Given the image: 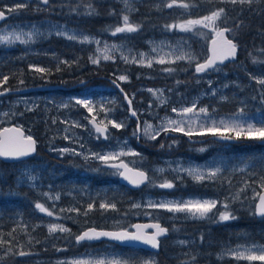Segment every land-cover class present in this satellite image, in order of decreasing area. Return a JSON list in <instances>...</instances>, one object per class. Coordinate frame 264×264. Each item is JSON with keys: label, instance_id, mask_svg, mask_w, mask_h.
<instances>
[{"label": "rangeland", "instance_id": "obj_1", "mask_svg": "<svg viewBox=\"0 0 264 264\" xmlns=\"http://www.w3.org/2000/svg\"><path fill=\"white\" fill-rule=\"evenodd\" d=\"M100 1H107L113 4L118 5L119 9L121 8L123 14H139L134 17V21L138 22L139 20H145L144 12H151V17L154 18L155 21H159V23H164L165 25L173 24V23H180L182 21L190 20V19H199L198 17L192 15L195 12H192L191 9L185 11L177 8L167 9L164 7V4L169 2V0H129V6L126 7L123 0H100ZM203 2L209 3L208 5L215 7V2H219V0H201ZM38 3V0H0V8L7 11L8 8H13L17 4L24 3L27 7L32 3ZM178 3H190L193 4V0H181ZM253 3H259L261 6L260 9H250L249 5H232L231 3H219L221 6L227 4L229 9H236L238 13L244 12H251L250 15L252 16V24L250 25L251 28H254L253 32H256L255 35L259 36L258 34L264 32V0H254ZM24 7V8H25ZM163 8V9H161ZM22 9V8H21ZM149 9H154L150 11ZM153 13H156L155 15ZM23 15V14H20ZM88 23L86 19H81L78 16H73L72 10L69 11L65 10L62 13H57L55 10L52 9V16L49 17H38V18H25L19 16L17 14L8 15V18L0 23V34L4 33V31L12 30L11 26H26L23 27L24 31L31 30V26H36L40 32L43 33L42 37H38L35 42H31L27 45L20 44L18 41L14 46H4L0 45V79L3 78L5 73V66L10 64L12 60L8 58L13 55H31L33 58L30 59V65L32 68H43L46 65V61L48 60L51 55L55 54L57 51L54 50V47L49 48L48 46L50 41L58 42L60 45L64 46L65 49L63 52L67 54L66 58L62 57L61 61H66L68 58H76L79 59L81 56V52H85L87 54L88 62L91 66H95V68H105L106 70H113V71H124L122 74L116 76L115 73H108L105 77H100L97 75L94 76L92 82L85 84L86 78H83L78 82H84L80 88L74 89L78 93H73L71 95L66 94H58V97L53 95L52 90L46 91H38V92H29L26 94H12L0 96V127L4 125L16 124L17 126L24 129L27 136H32L38 143V147L40 146L41 151L38 154L40 160H36L35 158L32 159H25V160H18L14 164V173H15V182L18 185H26L27 187L33 189V191L38 192L48 203L52 205V209H56V207H60L65 204V199L68 198L70 200H76L74 204L71 203L70 208H80L81 206L87 209V205L89 203H94L96 199H99V203L103 200L102 196L105 195L107 192L114 193V190H109L113 188H119L117 186H111L108 184V180H110L111 173L103 175L101 180L103 183L100 185H86L85 188L82 189L81 185L78 187H72L69 184L61 185V183L55 180L58 175L61 176L62 173L65 175V172H62L65 166L62 164L61 160L53 158V154L57 151L60 158H64L65 156H73L70 152H66L61 154L59 151L60 149L67 148L73 149L75 148L78 152H82L84 155H89L91 152L97 153H112V152H119L121 149L124 151H128L129 149L138 152V148L135 147L131 139L135 141L137 139L133 136V132L136 127H128V120L130 116L127 112L126 100H125V93L122 94L121 90L118 91L117 88H113L111 83L112 80H116L120 75H127V81H120L121 83H129L135 81L127 95L132 101H136V109L137 113H141L142 115L145 114L148 117V120L145 122L152 124L154 127L158 126L164 118H171L173 120L178 119L177 114L172 112V108L180 109L184 106H190V104L195 100L198 101V107H205L208 106L209 111L212 112V115L219 120L221 117H227L231 114L235 113L238 109L244 104L247 107L245 111L252 117H255L257 120L264 118V106L263 108H257L252 110L250 105L252 106L251 99L254 96L257 97V94L264 95V85H260L257 83V80L264 79V51L260 53L261 45L256 44L254 46L253 54L255 59L254 61L249 62H235L232 65L234 72L232 76L228 73L226 68L217 69V74H220L219 78L216 80L212 77L211 73L205 74L196 81L197 83L204 82L206 86L203 89L197 90L195 93L191 94L190 96L184 97L181 96L182 100L179 102L178 105L165 107V105H161L159 99L154 97L148 89L153 90H163L162 98L166 100V102L170 99L173 93L179 94L178 91L172 92L163 89V86H167L168 80L167 79H160L157 75H153L152 72L157 71H164V68L167 65H176L178 64L181 66L182 70H186L187 68H192L199 59V57L203 54V50L206 49L202 40L210 39L213 37V32L211 29H201L198 28L197 31L183 33L179 31L173 32H165L162 29H154L146 33H132V34H121L119 36H112L106 34L99 33L95 27H100L101 23L92 21ZM88 23V24H85ZM218 25V24H217ZM216 25V26H217ZM221 28L219 25L217 26ZM102 29H105L102 27ZM260 29V30H258ZM19 30V29H17ZM57 31H66L69 34L75 33L77 36L76 40L67 39L64 36L56 35ZM83 36H88L93 38V43H81ZM131 36H134L136 41H131ZM229 38V37H228ZM261 37H257L260 39ZM100 41V44L95 43V41ZM264 40V39H262ZM161 42H164L166 45L162 51L160 52H152L153 45H159ZM178 42H185L188 47L184 48L185 51H191L196 56V61L192 64H189L186 60L185 61H176L172 64H158L155 63L156 60L160 59L162 56L165 60L175 58V55L179 53H175L173 56L164 55L170 51V48L167 45L175 46ZM107 43L108 45L116 44L121 46V50L119 51H109L106 54L111 55L114 57L112 60H104L103 52L104 44ZM199 45L195 47L194 45ZM203 44V46L201 45ZM98 49L100 51H98ZM263 49V48H262ZM127 55L129 60H132L133 57L139 59L140 53H145V59H152L153 66L151 68L147 66H141L136 63H126L122 58L121 55ZM35 54V57L33 56ZM74 55V56H73ZM260 55V56H257ZM89 57L93 59L99 58V64H92ZM252 59V60H253ZM29 65V66H30ZM125 71H133L132 77L130 74L125 73ZM193 71V70H192ZM114 76V78H113ZM233 78V81L231 79ZM3 81V80H2ZM209 81H211V86L209 85ZM158 83V84H152ZM2 83H0L1 85ZM227 85V87H225ZM29 87V86H28ZM28 87H17L8 90L14 89H21V88H28ZM32 87V86H31ZM129 87V86H128ZM236 87H241L242 89H247L248 87L255 88L256 90H260L258 93L254 94H247L242 95L237 93ZM123 89V85H120L119 89ZM216 90V95H212V90ZM227 90H231L227 93ZM80 91V92H79ZM227 93V94H226ZM134 94V95H133ZM170 94V95H169ZM201 97V98H200ZM227 97L229 102L233 103L236 102V105H232L230 110L226 111L225 105L220 106V101L218 98ZM264 97V96H263ZM204 98L209 99V103L203 104L202 100ZM76 99H89L94 104V112L93 114H89L86 109L78 106L75 104ZM150 101L153 102V105L150 104ZM225 102V101H224ZM101 104L105 105L107 108H110V111L107 115L105 112L100 111ZM67 105V107H64ZM151 105V107H150ZM31 109L29 111L28 109ZM222 108V109H221ZM157 109H162L156 113ZM213 110H215L213 112ZM92 115L96 117L98 122L103 121L107 123L109 119H115L117 122L124 121L126 127L121 128L119 130L112 128L109 125V139H104L103 137L97 139L95 130L88 129L89 127L88 121L92 119ZM88 120V121H87ZM55 121V123L53 122ZM3 122L7 124H3ZM74 123H78L80 127H72ZM143 126L141 127L143 129ZM131 133V135H129ZM65 135H68L70 139H64ZM142 138V139H141ZM141 140H151L148 137L142 134ZM204 136L194 135L189 140L187 137L180 141L179 139L175 138L173 140L175 144H180L182 149L186 146H189L191 150H195L196 153L200 154H207V149L209 148L207 141H201ZM235 142V141H234ZM261 143L260 141L252 140L249 144L250 147L253 146V143ZM81 144L83 147L81 148ZM126 145V146H125ZM246 146L247 148L249 147ZM264 146H260L262 148ZM188 148V147H187ZM200 148H205L206 151L200 152L198 151ZM264 150V148H263ZM37 153V152H36ZM249 154L245 157H241V155L233 154L231 157L222 158L219 156H215L213 158L206 156L201 159H194L193 161L186 158V156L180 155L177 157H173L168 160L163 159L164 163L156 164L153 169L156 170L157 173H161L157 171L160 168H164L165 170L170 167V169L177 167V165H183V167L187 168L190 165H211L213 161H217L223 159L226 161V167H231L232 170L234 166L243 167L241 162H252V167L249 168L247 171H233V172H243V174H247L250 176H255L257 173H261L262 169H264V152L263 153H254L251 155L252 157L249 158ZM82 159L83 155L77 156ZM133 156H122L121 158H127V160H132ZM160 158V157H159ZM92 161V160H90ZM117 161V160H116ZM135 161V160H133ZM93 162H100L98 160H93ZM114 162V161H112ZM54 166H59V170L55 171V174L52 176V169ZM142 169H147V166L140 165ZM257 168V169H256ZM96 173L95 177H99V171H92ZM264 175V171L262 172ZM34 176L35 180L32 181L28 179V177ZM99 178H96L94 183ZM153 179V178H152ZM59 180V179H58ZM256 181V180H254ZM76 183H72L75 186ZM260 189L261 182H260ZM69 186V187H68ZM160 190H163L160 188ZM160 190H158V194L152 195L149 190L144 191L143 193L137 194L134 204H140L141 207L138 209L145 210L144 214L151 217L152 210L160 211L161 216L156 217L154 219L160 220L163 224L170 223V222H177L174 223L175 226L172 225L171 227V237H166L161 241V248H176V251H162L161 249L158 254V264H167L169 260V256L171 258H180V260H174L173 262H182V261H192L193 257L194 264H225L226 258H233V264H239V260L235 259L230 253H228V249H236L237 247L230 246L227 242L217 239H201L200 243L203 244V241L207 245H210L208 252L205 253L200 249H193L194 244L199 241V237L195 239L194 236L191 237H184L179 233H175L179 227H183L184 224L181 222H192V221H207L211 223L213 217L217 219L221 211L225 209L223 207L218 208V206L213 209L212 213L205 219H193L190 216L185 214H171L164 210H155L149 209L146 207L148 201L155 200L159 201L161 199L167 200H188V199H197V196L190 194L188 196L182 197L178 196L177 194L175 197H164L160 195ZM170 190V189H168ZM254 190V189H253ZM116 192H124L121 189H116ZM44 193H47L48 196H45ZM148 194H150L148 196ZM164 195H169L168 192H164ZM160 195V196H158ZM259 196V195H258ZM51 197V199H49ZM59 197V199H57ZM201 200H213L211 198H198ZM258 199V198H257ZM96 206V203H94ZM132 207V205H130ZM133 208V207H132ZM251 211V209H250ZM0 218L7 221L8 226L9 224L15 226L16 228H24V219L21 218L19 215L16 214H7L6 216H1ZM153 218V217H151ZM126 219L121 220H112L108 226L112 228H119L125 226L128 222ZM50 224H59L63 227L69 229L70 228L66 225V223L55 220L49 219L48 221L43 222L45 226L46 232L49 236L54 239L60 237H67L71 236V233L68 232H59L56 231L54 233H49L48 226ZM212 224V223H211ZM87 228V227H86ZM85 229V228H84ZM82 230V229H81ZM80 230V231H81ZM79 231V232H80ZM23 233V232H22ZM78 235V233H77ZM75 235V237L77 236ZM180 235V236H178ZM74 237V238H75ZM181 241L187 242L186 244H181ZM54 242L50 243L52 246ZM46 245V246H50ZM260 246L264 247V243L256 244V245H248L247 247H254ZM199 247V245H198ZM244 247V246H241ZM166 254L168 258L161 257V254ZM221 253H225L221 258ZM251 254V253H246ZM255 254L259 255V252ZM119 256L124 259H132L137 254H130L124 255L115 251H108L106 249H92L89 251H82L80 254H66L61 256H54V257H41L36 260V264H61V262H71L73 260L79 259H90V258H101L104 256ZM147 262L149 264H154L156 262V254L152 252L150 256H148ZM147 258V257H146ZM244 260L246 264H251L252 262L246 259ZM260 263H264L261 261H257Z\"/></svg>", "mask_w": 264, "mask_h": 264}, {"label": "snow or ice", "instance_id": "obj_2", "mask_svg": "<svg viewBox=\"0 0 264 264\" xmlns=\"http://www.w3.org/2000/svg\"><path fill=\"white\" fill-rule=\"evenodd\" d=\"M50 0H38V6L36 11L42 10L39 5L47 6ZM126 7L129 6V0H123ZM254 0H219V3H231L232 5L240 4V5H251ZM26 5L24 3L17 4L13 8H8L7 13H15L18 9L24 8ZM164 7L167 9H181V10H189L196 7L194 4L190 3H178L177 0H169V2L164 4ZM72 11L77 12L79 14V8H74ZM85 15H94L95 9L91 6V3L85 8ZM115 15V13H111ZM225 15V8L218 7L216 10L210 11L209 15L202 16L199 19H190L186 21H182L180 23H173L164 26L165 32H173L179 31L183 33L194 32L197 31L198 28L201 29H211L213 32V39H212V46L209 49L210 55L205 59L203 62H195L196 56L191 51H185L184 48L188 47L185 42H178L177 45H167L170 48L168 53L164 55L173 56L175 53H179L175 55L174 60L169 59L165 60L163 56L156 60L155 63L158 64H172L176 61H187L189 64L195 62V73L196 74H206L208 72L214 71L217 69L219 64H222L225 60L229 58H233L237 54V44L233 43V40L228 39L226 33H231L233 29L230 28H219L217 27V21L220 20ZM6 18V12L4 10H0V21ZM123 23L122 26H118L111 32L112 36H116L117 34H132L136 33L140 30V25L133 24L130 22L129 15H124L122 17ZM242 25H237V27H241ZM12 30H5L4 33L0 34V45L4 46H14L18 41L20 44L27 45L31 42H35L38 37H42L43 33L38 30L36 26H31V30L24 31L23 27L26 26H11ZM19 29V30H17ZM56 35L64 36L70 40H76L77 36L75 33L69 34L66 31H57ZM81 43H93V38L88 36H83ZM95 43L100 44V41L96 40ZM166 45L164 42H161L159 45H153L152 52H160ZM121 50V46L112 44L108 45L107 43L104 44L103 55L104 60H112L114 59L113 56L106 54L109 51H119ZM98 51H100L98 49ZM146 54L140 53L139 59L133 57L132 60L128 59L127 55H121V58L126 63H136L141 66H147L151 68L153 66L152 59H145ZM92 64H99V58L93 59L89 57ZM255 62V60H254ZM62 63H67V61H63ZM30 68L33 66L30 65ZM59 70V69H57ZM35 71L39 73H45L46 69L44 68H36ZM174 71L173 68H164V72H172ZM9 79L8 76L3 77V81L0 83L7 82ZM118 81H127V75H120L116 80H113L112 83L117 87L120 88V84L117 83ZM23 83V81H21ZM211 86V81L208 82ZM257 83L260 85H264V79L257 80ZM227 87V85L225 86ZM123 92V89H120ZM8 89H5L7 92ZM148 91L154 96L159 99L161 105L166 104V100L162 98L163 90H153L148 89ZM134 95V94H133ZM212 95H216V90H212ZM221 99H226L222 97ZM264 99V97H262ZM125 100L128 102V110L132 117H137V128L133 132V136L137 139L140 138L141 133L148 137L151 140H155L161 133L167 134L168 132H180L184 135L191 138L194 135L199 136H211L217 142H234L239 141L241 139L245 140H254L264 142V118L257 120L255 117L250 116L244 107L238 109L235 113L231 114L227 117H221L217 120L213 115L212 112L209 111L208 106L205 107H198V101H193L190 106H184L180 109L172 108V112L177 114L178 119H171V118H164L161 120L160 124L154 127L152 124L145 122L143 129L141 128L140 121L138 119L137 111L132 109V99H129L128 95L125 94ZM75 104L86 109L87 112L91 115L94 112V104L89 99H76ZM67 107V105H64ZM151 107V105H150ZM31 111V109H28ZM100 111L105 112L107 115L110 111V108H107L105 105L101 104ZM215 110H213L214 112ZM55 123V121H53ZM89 124L95 130L97 139L103 137L104 139H109V125L114 129H121L126 127L124 121L117 122L115 119H109L107 123L103 121L100 124L96 123V117L92 115V119L89 120ZM72 127H80L78 123H74ZM5 133L12 132L16 135L12 136H0V158L9 159V160H20L22 157H27L31 153L35 151V141L33 140L32 136L24 137L18 128L12 129H4ZM64 139H70L68 135H65ZM126 146V145H125ZM83 145L81 144V148ZM164 147V145H161ZM171 147V145H169ZM61 154L70 152L74 156H81L85 161L89 160H98L102 165L106 168L111 169V174L114 176H119L123 180L127 181L130 185L134 187H139L146 183H152L151 177L145 171H140L134 168H129L128 164L124 163L123 160H120L119 163H112V161L119 160L122 156H139L140 153L129 149L128 151H124L121 149L119 152H112V153H97L91 152L89 155H84L82 152H78L75 148L67 149L63 148L59 150ZM198 151L204 152L206 151L205 148H200ZM243 167L234 166L233 171H247L251 168L252 162H241ZM226 170V161L223 159L213 161L211 165H190L187 168L183 167V165H177V167L172 168L171 171L177 173L176 179H182V174H186L187 176L191 177L195 182H203V181H213L216 180L221 174ZM157 171L163 173L165 172L164 168H160ZM264 171V169H262ZM28 179L34 181L35 177L30 176ZM261 181V188H264V175L260 176ZM245 186L247 187V181L244 182ZM154 187H159L161 189H172L174 188V183L172 181H165L158 185L153 184ZM244 189H240L235 192L230 197H226V200L237 201L240 199L241 195L243 194ZM45 196H48L47 193H44ZM51 199V197H49ZM59 199V197H57ZM218 201L217 200H201V199H188V200H167L161 199L159 201L149 200L146 207L149 209L155 210H164L168 213L173 215L175 214H185L187 216L192 217L193 219H205L212 213L213 209L217 207ZM133 208L141 207L140 204H133ZM224 211H221L218 217L217 222H226L229 220L236 219V217L231 213L230 205L225 203L223 205ZM35 209L39 210L40 213H45L47 216H53V212L49 211L48 208L44 206L42 203H35ZM94 209V203H89L87 205V209L85 210V215L87 212H90ZM99 209L101 210H115L116 204L107 202L105 200H101L99 203ZM68 211L72 212H79L78 208L69 209ZM255 215H259L264 217V194L259 195V202L255 205ZM135 231H130L128 229H123L121 231H103L97 230L95 228H90L87 231L83 232L81 235L75 237L76 242L79 244L82 241H95L100 240L101 238H108L110 240L126 242V241H136L141 242L146 245H150L152 248L159 247V238L165 236L169 229L163 227L160 223L148 224V225H140L134 224L131 226ZM49 233H54L56 231L59 232H68L69 229L63 227L59 224H50L48 226ZM146 228L154 229L153 232L148 233L145 231ZM15 231V229H13ZM11 235V233H9ZM202 239V238H201ZM7 241L0 240V247H2ZM182 245L186 244L187 242L181 241ZM228 253H230L235 259H246L250 262L254 261H261L264 262V247L254 246V247H241L238 246L236 249H228ZM259 252L260 254H255ZM9 253H12V248L9 247L5 256ZM246 253H251L247 254ZM30 253L26 252H19V256L29 255ZM225 255V253H221V258ZM3 259V257H0ZM194 257L192 261H182L181 264H194ZM61 264H65V262H61ZM67 264H132L129 259H124L119 256H104L101 258H90V259H79L73 260L71 262H67ZM147 264V262H145Z\"/></svg>", "mask_w": 264, "mask_h": 264}, {"label": "trees", "instance_id": "obj_3", "mask_svg": "<svg viewBox=\"0 0 264 264\" xmlns=\"http://www.w3.org/2000/svg\"><path fill=\"white\" fill-rule=\"evenodd\" d=\"M181 0H177V2ZM91 3V6L95 9L94 15H85V8L88 4ZM193 4L196 5L195 8L191 9L193 13L192 15L201 18L202 16L209 15L210 11L216 10L218 7L225 8V15L217 21V24L220 27H227L233 29L231 33H228V36L233 40H258L257 37H261L260 39H264V32L259 33V36H256L253 32L254 28H251L252 24V16L249 12L238 13L236 9H229L227 4L221 6L219 2H215V7L209 6L207 2H203L201 0H193ZM259 3H252L250 9L261 10ZM38 3H32L29 6L18 9L17 12L11 14H17L19 16L25 18H38V17H49L52 16V9L57 13H62L63 11L74 8H79V14L77 12L72 11L73 16L79 17L82 20L86 19L89 22L96 21L100 22V27H95V29L102 34L109 35L111 37V32L118 26H122L123 20L122 17L126 14H123L121 8L119 9L118 5L100 0H50L47 6L39 5L42 10L36 11ZM163 9V8H161ZM153 11L154 9H149ZM7 12V11H6ZM115 13L112 15L111 13ZM8 15H11L7 13ZM23 14V15H20ZM145 20H139L138 22L134 21V17L139 14L129 15L130 22L133 24L140 25V30L137 32L146 33L154 29H162L164 31V23H159V21H155L154 18L151 17V12H144ZM154 15L156 13H153ZM128 15V14H127ZM85 23V24H88ZM217 25V26H218ZM237 25H242L241 27H237ZM104 27L105 29H102ZM260 30V29H258ZM254 35H253V34ZM244 34V35H243ZM121 34H117L119 36ZM253 35V36H252ZM251 38V39H250ZM131 41H136L134 36H131ZM49 48L54 47V50L57 51L55 54L51 55L46 61V65L43 67L48 70L45 73H39L35 71L36 68H30V59L33 58L31 55H13L9 57V60H12L10 64L5 66L4 76H8L9 79L7 82H4L0 85V90L3 89H12L17 87H31L36 85H51V84H62L65 87L71 86L73 83L78 84L80 80L83 78L89 79L92 82L95 75L98 76H106L108 73H114L116 71L106 70L105 68H95V66H91L88 62L87 54L85 52H81V56L79 59L76 58H68L67 63H62V57L67 56L63 50L64 46L60 45L58 42L50 41ZM48 48V50H50ZM252 55L248 60H252L254 55L252 52L249 53ZM35 57V55H33ZM74 56V55H73ZM247 54H244L242 59H245ZM258 56V55H257ZM65 61V60H64ZM168 68H173L172 72H180V71H190L191 68H187L186 70H182L181 66L176 65H167ZM59 69V70H57ZM233 71V69H232ZM124 72V71H119ZM133 71H125V73H131ZM3 78L0 79L2 81ZM23 81V83H21ZM64 83V84H63ZM3 124H7L3 122ZM255 148H248V154L251 158L256 151H252L253 149H259L258 153H263V147L260 148V144L253 143ZM41 151L40 146L37 148V153L32 157L36 160H40L39 153ZM138 160L133 161V166H138L141 164H145V158L140 157L136 158ZM147 161V160H146ZM14 163H8L0 160V213L1 216H6L7 214H16L24 219V228H16L15 226L9 224L7 221L0 218V240L7 241L2 247H0V264H36V260L41 257H54L61 256L70 253H75L78 250L76 249L77 243H75V235L81 230L88 226H94L97 228H108V224L112 220H116L117 218H125L129 219L128 221L136 220L139 218L135 217H144V211L138 208H131L128 202V198L131 197L129 195H123V192L115 193L116 195H110L112 197V203L116 204V209H109L107 211L99 209L98 203L96 206L94 205V209L90 212H87L85 215V208L82 206L79 208V212L68 211L71 206L70 200L68 198L65 199V204L62 206L56 207V209H52V205L46 201L38 192L33 191V189L27 187L26 185H18L15 182V173H14ZM65 176V175H63ZM66 185V184H65ZM67 186V185H66ZM69 187V186H68ZM123 189V186L121 185ZM113 198L116 201H113ZM107 202H109L106 199ZM42 203L49 211L53 212V216L49 217L45 213H40L39 210L35 209V203ZM151 217L156 218L161 216L160 211H151ZM155 215V216H154ZM55 219L66 223V225L70 228L69 233L71 236L60 237L57 239L52 238L46 232L45 226L43 222L48 221L49 219ZM131 218V219H130ZM184 224L183 227H179V229L175 233H179L184 237L194 236L195 239L199 237V241H197L193 249L197 248L205 253L208 252L210 245H207L205 241L203 244L200 243V238L206 239H215L217 236L218 229H214L212 227V222L208 223L207 221H190V222H181ZM15 229V231H13ZM23 232V233H22ZM11 233V235H9ZM170 235L171 229H170ZM218 240V239H217ZM260 240L264 241V236L260 238ZM54 242L51 246L50 243ZM50 245V246H46ZM199 245V247H198ZM11 247L12 253H9L5 256L7 249ZM176 251V248H161V252L163 251ZM30 253L29 255L19 256V252ZM160 252V254H161ZM162 255V254H161ZM180 260V258H169L167 264H181L180 262H173L174 260Z\"/></svg>", "mask_w": 264, "mask_h": 264}, {"label": "flooded vegetation", "instance_id": "obj_4", "mask_svg": "<svg viewBox=\"0 0 264 264\" xmlns=\"http://www.w3.org/2000/svg\"><path fill=\"white\" fill-rule=\"evenodd\" d=\"M202 43H204V46L206 47V49L203 50V54L199 57L197 62H203L205 59H207L209 55L210 39L202 40ZM234 43L237 44L236 60L233 62L229 61L223 64H219L217 67V69L226 68L228 73L231 76L235 70L232 67V65H234L235 62L237 61L249 62V61L255 60V59L248 60V58L252 56L249 53L251 52L254 53L253 50L256 51L254 49V46H256V44L261 45V48H259L260 53L264 51V40L262 39L245 40V41L244 40H240V41L234 40ZM201 45L203 46V44ZM194 46L198 47L199 45L195 44ZM244 54H247V56L245 59H242L244 57ZM191 67L192 68L190 71H180V72H170V73L164 72V71L152 72L153 75H157L160 79L168 80L167 86H163V89L165 90L169 89V91H172V92L178 91L179 93V94L173 93L170 99L166 102L165 107L178 105L179 102H181L182 100L181 96H183L185 99L186 95L190 96L191 94L195 93L197 90L203 89L206 86L205 81L204 82L200 81V83L196 82L198 80L197 78L205 74H196L195 64ZM217 69L214 71L208 72L212 74V77L215 80L219 78L221 74V72L217 74ZM122 73L123 72H116L115 74L116 76H118L119 74H122ZM128 74H130V76L132 77L131 73H128ZM112 81L109 84L112 85L114 89L117 88L112 83ZM231 81H233V78L231 79ZM89 82L90 80L86 79L85 84ZM117 83H119L120 85L122 84L123 91L128 94L130 87H132L135 81L124 84L117 80ZM152 84H158V83H152ZM79 85H84V82H81ZM76 87H78L77 84L73 83L71 86L55 89V90H52V92H53V95H55V97H58V94H62V93L66 95H71L73 93H78L74 90L76 89ZM236 89H237V93L242 94V95H247V94L255 95L256 93L260 91V90H256L254 87L253 88L248 87L247 89L236 87ZM117 90L120 91L119 88H117ZM230 91L231 90H227L226 92L229 93ZM124 92H121V93L124 94ZM263 96H264L263 94H257V97L254 96V98L251 99L252 106L250 105L249 108L251 109L253 108L252 110H255L259 107L263 108L262 107L264 106V99H262ZM218 99L220 101L219 105L220 106L225 105L226 111L230 110L232 105H236V102H233V103L229 102V99L227 97L226 99H221V98H218ZM202 103L203 104L209 103V99L204 98L202 100ZM150 104L153 105V102L150 101ZM132 105L135 110L136 109L135 100L132 101ZM241 105L244 107H247L244 104H241ZM154 111L158 113L159 111H162V109H157ZM148 117L149 116L145 114L142 115L141 113H138V119L140 121L141 127L143 126L144 121L148 120ZM97 121L98 120L96 119V122ZM87 124H89V121ZM127 125L128 127L137 128V117L130 116V119L128 120ZM87 128L90 130L91 129L94 130L91 124H89V127L87 126ZM129 135H131V133ZM141 136H142V133L140 135V138ZM186 137L189 140H191L188 136L180 132H168L167 134L161 133L160 136H158L155 140H145L144 139V142L143 140H141L142 138L135 139V141L132 138L131 141L133 142L135 147L138 148V153H140V155L136 157H132L131 158L132 160H127V158H121V159H123L128 165L133 166L134 165L133 160H138L136 158H140L144 156V158L147 161L145 160L146 163L141 164V165L147 166V169L145 170L147 171L148 176L151 177V179L153 178L152 183H146L139 189H132L126 185H122L119 182V176L111 175L112 178L107 181L108 184L110 186L111 184H113V186H117L119 188L109 189V190H114V193L107 192L105 195L102 196L103 200L106 201L107 199L109 202L112 203V197H109V196L116 195L115 193H119V191L116 192L115 190L121 189L124 191L123 195L131 194V197L128 198V202L130 205H133L136 195L143 193L146 190H149L151 194L153 193L152 195L158 194V190H160V188L154 187L153 184L158 185L165 181H172L175 185L174 188L170 190L168 189L160 190V195L170 198V197H175L176 194L182 197L193 194L194 196H197L198 198H211L213 200H217L218 208L223 207L225 203H228L230 205L229 210L236 217V219L229 220L226 222H217L218 220L217 214H215L216 217H213L211 220L212 227H214V229L216 230L218 229L217 236H215L214 238L220 240L219 242L224 240L230 246H234V247L256 245V244L264 243V241L260 240V238L264 236V217L257 216L254 214L255 203L257 201L258 195L262 190H264V188L260 189V185H259L261 182L260 176L262 175L263 171H261V173H257L255 176H250L247 174H243V172H233L231 167H226V170L216 180H213V181L206 180V181L198 183V182H195L191 177L187 176L186 174H182V179H176L177 173L171 171L169 166L163 173H157L156 170L153 169V167L156 164L164 163L162 161L163 159L171 160V158L177 157L183 154L186 156V158H188L191 161H193L194 159L198 160L206 156H209L211 158L215 156L226 158V157H231L233 154H235V155H241V157H245L248 155V148H249V147L247 148L246 146L247 145L249 146L252 140L241 139L239 141L228 143V142H217L211 136H204V138L201 139V141H207V143H209L208 144L209 148L207 149V154L205 155L206 152L204 154L196 153V151L191 150L189 146H186L184 149H182L179 143L175 144L173 141V140H176L175 138L182 141V139H185ZM257 144H260V146H264V144L262 145L261 143H257ZM161 145H164V147H161ZM169 145H171V147H169ZM251 148H255V146L253 145ZM254 150L257 153L259 149H253L252 151ZM57 155H58V152L56 151L52 157L55 159L61 160L62 164L65 166L64 170L62 171V172H65V176H63L64 174L62 173L61 176L58 175V177L55 179L59 181L61 185L69 184L72 187H78V185H81L82 189L85 188L86 185H100L103 183V180H101L102 176L112 172L111 169L106 168L100 162H93V160L85 161L84 159L80 157H77V156L73 157L71 155L65 156L64 158H60ZM134 167H141V166L138 165ZM58 170H59V166H54V168L52 169V176L55 174V171H58ZM92 171H99L100 172L99 177H95L94 175H96V173H93ZM96 178H99V179L96 181V183H94ZM245 181H247V187L245 186V183H244ZM73 182L76 183L75 186L72 185ZM121 185L123 186V189L121 188ZM240 189H244V192L241 195L239 200L237 201L226 200V197H230L231 195H233L235 192H237ZM166 191L168 192L169 195L163 194ZM149 195L150 194H148V196ZM75 201L76 200H70V203L74 204ZM113 201H116V199L113 198ZM98 202H99V199H96L94 203H98ZM135 218H139V219L132 220V221H128L129 219H126L127 220L126 222L128 223L123 227L112 228L111 226H108V228L106 229H128L130 231H133V228L131 226L136 222L159 221L158 219L151 218L147 215H145L144 217H135ZM121 219H125V218H117L116 220H121ZM174 223H177V222L173 221V222L166 223V224L162 223V225H165L169 229L168 231L169 238H174V237H171V235L169 234L172 225L175 226ZM147 232H150V230H147ZM162 239H160V246L162 243L161 241H163ZM75 243L77 242L75 241ZM98 248H101L103 250L106 249L108 251L113 250L115 252L128 255V256H130V254H137L134 258L129 259L132 262V264H145V262H147V259H149L148 256H150V254L152 253L151 251L146 250V249L135 248L131 246H122V245H119L113 242L102 240L98 242H88V241L80 242L78 245H76V249L78 251L75 253H70V254H80L82 251H89V250L98 249ZM156 257H157L156 262L154 264H158L157 260L159 256L157 253H156ZM161 257L168 258L166 254L161 255ZM169 258L171 257L169 256ZM238 263L246 264L244 260H241V261L239 260ZM147 264L149 263L147 262ZM225 264H233V258L231 257L226 258ZM251 264H264V263L254 261Z\"/></svg>", "mask_w": 264, "mask_h": 264}, {"label": "water", "instance_id": "obj_5", "mask_svg": "<svg viewBox=\"0 0 264 264\" xmlns=\"http://www.w3.org/2000/svg\"><path fill=\"white\" fill-rule=\"evenodd\" d=\"M1 10V9H0ZM6 18H7V14H6ZM5 18V19H6ZM4 19V20H5ZM4 20H2V21H0V23H2ZM221 28H225V27H221ZM226 36H227V33H226ZM227 38H228V36H227ZM212 39H213V37L210 39V43H209V49L211 48V46H212V44H211V42H212ZM228 39H230V38H228ZM232 40V39H231ZM233 43H234V41H233ZM209 55H210V52H209ZM208 55V56H209ZM236 60V56L235 57H233V58H229V59H227V60H225L223 63H225V62H229V61H235ZM222 63V64H223ZM63 86L62 85H45V84H42V85H36V86H34V87H31V88H27V89H25V88H21V89H18V90H14L13 92L14 93H24V92H29V91H31V92H34V91H45V90H52V89H57V88H62ZM7 93H9V90L7 91V92H5V90H0V96H2V95H5V94H7ZM130 99V98H129ZM126 106H127V108H128V102H127V100H126ZM132 109H133V105H132ZM134 110V109H133ZM128 113H129V115L131 116V114H130V112H129V110H128ZM132 117V116H131ZM97 123V122H96ZM97 124H99V123H97ZM12 128H18V129H20V131H21V133H22V135L24 136V137H27L26 136V134H25V131L22 129V128H20V127H18V126H16V125H14V124H10V125H5V126H3L2 128H0V136H12V135H16L15 133H12V132H8V133H5L4 132V129H12ZM33 138V137H32ZM33 140L35 141V151L33 152V153H31L29 156H27V157H22L20 160H23V159H27V158H29V157H31V156H33L35 153H36V140L33 138ZM264 143V142H263ZM1 160H3V161H5V162H12V161H18V160H9V159H4V158H0ZM120 162V160L119 161H116V162H114V163H119ZM124 163H126L125 161H123ZM127 164V163H126ZM128 167L129 168H134V169H137V170H140V171H145L146 173H147V171L146 170H144V169H142V168H138V167H133V166H130V165H128ZM148 174V173H147ZM119 182L121 183V184H123V185H126V186H128V187H130V188H132V189H139V188H141L143 185H145V184H143V185H141V186H139V187H134V186H132V185H130L127 181H125V180H123L121 177H119ZM261 194H264V190H262L260 193H259V195H261ZM259 202V196H258V199H257V201H256V203H258ZM256 203H255V205H256ZM257 216H259V215H257ZM154 223H160L161 225H162V223L160 222V221H146V222H136V223H134V224H140V225H148V224H154ZM133 224V225H134ZM163 227H165V228H167L166 226H164V225H162ZM90 228H95V229H97V230H103V231H121V230H123V229H103V228H96V227H87V228H85L84 230H82L78 235H81L83 232H85V231H87L88 229H90ZM147 230H150V232H148V233H151V232H153L154 231V229H151V228H146L145 229V231L147 232ZM133 231H135V229H133ZM77 235V236H78ZM168 235V233L165 235V236H162V237H166ZM162 237H160V238H162ZM160 238H159V247L158 248H152L150 245H146V244H143V243H141V242H136V241H126V242H120V241H115V240H110V239H108V238H101L100 240H95V241H88V242H98V241H102V240H108V241H111V242H114V243H117V244H119V245H122V246H131V247H135V248H141V249H146V250H149V251H152V252H159V250H160Z\"/></svg>", "mask_w": 264, "mask_h": 264}, {"label": "bare ground", "instance_id": "obj_6", "mask_svg": "<svg viewBox=\"0 0 264 264\" xmlns=\"http://www.w3.org/2000/svg\"><path fill=\"white\" fill-rule=\"evenodd\" d=\"M252 34H253V33H252ZM243 35H244V34H243ZM253 35H254V34H253ZM253 35H252V36H253ZM227 36H228V33H227ZM228 37H229V36H228ZM229 38H230V37H229ZM210 39H211V38H210ZM230 39H232V38H230ZM250 39H251V38H250ZM232 40H233V39H232ZM246 40H247V39H246ZM233 41H234V40H233ZM244 41H245V40H244ZM244 43H245V42H244ZM47 48H49V47H47ZM34 55H35V54H34ZM116 72H117V71H116ZM63 84H64V83H63ZM32 87H34V86H32ZM28 88H31V87H28ZM25 89H27V88H25ZM3 90H5V89H3ZM14 90H18V89H14ZM14 90H9V93H12V94H20V95H22V94H26V93L31 92V91H29V92H24V93H14V92H13ZM9 93H7V94L9 95ZM7 94H5V95H7ZM2 96H4V95H2ZM200 98H201V97H200ZM128 114H129V113H128ZM14 125H16V124H14ZM16 126H17V125H16ZM18 127H19V126H18ZM20 128H21V127H20ZM23 130H24V129H23ZM25 134H26V132H25ZM26 136H27V134H26ZM36 146H37V148H38V143H37V141H36ZM23 160H25V159H23ZM15 162H16V161H12V162H8V163H15ZM154 216H155V215H154ZM159 221H160V220H159ZM160 222H161V221H160ZM186 222H187V221H186ZM161 223H162V222H161ZM82 230H84V229H82ZM82 230H81V231H82ZM81 231H80V232H81ZM80 232H79V233H80ZM79 233H78V234H79ZM105 241H108V240H105ZM109 242H111V241H109ZM160 249H161V247H160ZM159 251H160V250H159ZM156 253H157V252H156ZM156 253H155V254H156Z\"/></svg>", "mask_w": 264, "mask_h": 264}]
</instances>
